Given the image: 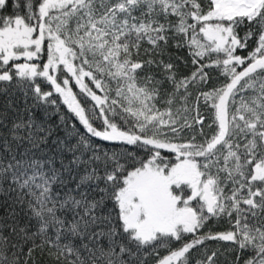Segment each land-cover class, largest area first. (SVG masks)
Instances as JSON below:
<instances>
[{"label":"snow or ice","instance_id":"6c2138e0","mask_svg":"<svg viewBox=\"0 0 264 264\" xmlns=\"http://www.w3.org/2000/svg\"><path fill=\"white\" fill-rule=\"evenodd\" d=\"M9 3L0 90L21 93L24 107L9 117V99L0 112V264H42L45 255L145 264L146 249L155 264H190V250L207 240L235 245L234 264L245 251L253 255L243 264H264V0H208L207 9L199 0H0V11ZM251 38L256 47L236 54ZM170 42L189 49L190 75L177 79V66L159 58ZM214 66L224 80L201 91ZM165 81L172 91L161 101ZM58 100L83 132L65 124V136L52 139L47 118ZM185 129L191 139L175 142ZM225 217L228 230L200 234ZM204 256L197 264H217V250Z\"/></svg>","mask_w":264,"mask_h":264},{"label":"trees","instance_id":"16d2710c","mask_svg":"<svg viewBox=\"0 0 264 264\" xmlns=\"http://www.w3.org/2000/svg\"><path fill=\"white\" fill-rule=\"evenodd\" d=\"M199 2L202 4V6L205 9H207L208 0H199ZM21 11H23V10H21ZM11 13H12V6L9 3V6L7 8H5L3 11H0V16L9 15ZM189 22H191V21H189ZM247 31H248V25L247 24H242L237 29L238 35L241 38L244 37V34ZM201 38H202V35H201ZM171 44H172V42H170V45L167 49V53L163 57H159V58L163 59L165 62H172L177 66V71H178L177 79H179L181 76L190 75L193 71H195L196 66H194L192 64V58L188 54L189 49L187 47L176 48V47L171 46ZM143 47H149V45L145 43L143 45ZM255 47H256V39L251 38L247 41V49L246 50H239L238 49L236 54H239L242 56H247L248 52L252 51ZM169 56L172 57L171 61H169ZM220 56H221V58H223V54H220ZM46 58L47 57H46V50H45V52L42 54L40 59L38 61L34 60L33 62H37V63L42 64V62L44 60H46ZM216 58H217L216 54H212V56L210 57L211 60H215ZM17 62L23 63L24 61H23V59H21L20 61H17ZM201 62L202 63H209V58H205ZM10 63H12V62H10ZM238 70H240V69H238ZM205 71H207L210 74L212 79L209 81L207 87L202 88L201 91H207L208 88H211L214 85H218L219 83H221L224 80V77L221 75V70L216 68L215 66L210 68V69H205ZM153 72H155L157 74V79L162 78L160 75L159 69L154 68ZM143 75H144V73H140V76H143ZM140 83L143 84V81L141 80ZM90 86H92L94 88V85H90ZM112 87L115 88L116 85L113 83ZM2 88H3V85H0V89H2ZM45 90H48V89L46 88ZM74 91H79V90L74 87ZM171 91H172V86L167 81H165L163 88L161 89V101L163 99H166L167 98L166 93L171 92ZM97 92H98V94H100L98 90H97ZM192 92H193V95L191 97V103L194 104L196 91L193 89ZM253 94L254 93L251 91L246 93V95H248V96H251ZM112 96L113 97L115 96L114 91L112 93ZM9 99H11L13 101V106L8 111L9 117H12L14 115V109L15 108L22 109L24 107L23 97H22L21 93H19L18 91H15L12 88H9L7 93L0 90V112L5 110V108L7 107L6 102ZM237 101H239V96H237ZM57 102L59 103V111L57 112V110L55 109L54 106H50L49 107L50 115L47 118V122L50 123L51 125H53L54 128L56 129V135H54L52 137V139H55L56 136H59L61 138H63L65 136V131H64L65 124H67L69 129H70L71 125L74 123L76 125V127L81 132H83L84 131L83 127L79 124L78 120L74 117V115L59 100ZM179 106H180L179 104L173 105V111H175L176 107H179ZM157 107H159L161 110H164L166 105L160 101H157ZM200 112L202 114H204L206 117V120H205V126H206L207 123L210 122V120L207 119L208 113H207L206 107L203 104V101L200 102ZM61 115H63L66 118V120L64 122H61ZM194 115H195V112L193 111L190 114V117L194 116ZM39 118H44L42 112L39 114ZM10 123H11V120H9V124ZM180 123H183V120H181ZM194 131H199V129L196 128V129H194ZM192 134H193V131L185 129L183 132L180 133V137L175 142H187L191 139ZM197 139L199 140L200 137H197ZM94 142L97 144H101L104 148L111 149L113 147V145L111 143L100 141L98 138H94ZM244 142L245 141H243V140L240 141L241 144H243ZM49 143L51 144V140L49 141ZM127 147L129 149V151H134L138 158L145 159V160L148 158L147 154L143 150L134 149L132 146H127ZM161 151H162L163 156H166V157L170 158L173 162H175V154L174 153H171L168 150H161ZM222 162L223 161L221 159V163ZM72 186H73L72 184H69V187H72ZM231 187H232V185L228 184L227 188L225 189L226 192H230ZM186 194H190V190H187ZM242 207H246V206L242 205ZM233 218H234V216H233ZM230 227H231L230 222L228 221V219L226 217L221 218V219L213 218L204 229L200 230V234L203 235L204 233H207L209 231H211L213 233L225 231V230H228ZM192 238L193 237L191 234H187L184 237L183 241L174 242L172 244V247L173 248L179 247L182 245V243L187 242V241L191 240ZM235 247L236 246L233 245L231 242L207 240L204 242L203 246H197V247L193 248L192 250H190V253L188 254V259H189L190 264H197V261L206 259V257L204 256L205 249H207L208 254H211V252L213 250H217L218 251L217 264H234V262L236 260V256H237V251L234 250ZM146 251L149 252L150 254L145 257V264H155L156 258H157L156 254L152 253L151 249H146ZM165 254H166V251H164V250H161L159 253L160 256H163ZM251 255H253V253L247 252V251L243 252L242 253V259L240 260L239 264H243V261L248 259ZM42 264H67V261L57 262L55 259L45 255L43 258Z\"/></svg>","mask_w":264,"mask_h":264}]
</instances>
